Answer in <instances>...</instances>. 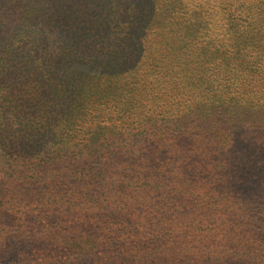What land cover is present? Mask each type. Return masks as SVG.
Masks as SVG:
<instances>
[{"label": "trees", "instance_id": "1", "mask_svg": "<svg viewBox=\"0 0 264 264\" xmlns=\"http://www.w3.org/2000/svg\"><path fill=\"white\" fill-rule=\"evenodd\" d=\"M261 169L264 0H0V172L16 201L69 176L115 235L141 233L151 209L185 216L152 237L187 256L193 232L246 213L240 188L251 198Z\"/></svg>", "mask_w": 264, "mask_h": 264}, {"label": "rangeland", "instance_id": "2", "mask_svg": "<svg viewBox=\"0 0 264 264\" xmlns=\"http://www.w3.org/2000/svg\"><path fill=\"white\" fill-rule=\"evenodd\" d=\"M252 174L255 179L253 188L257 192L249 198V183H246L239 193V204L243 206H236L240 212L246 213L233 216L223 212L217 216L214 230L207 240H201V235L193 232L186 241L189 248H194L183 256L169 250L173 240L155 236L161 234V228L172 224L181 226L186 221L185 216L172 219V223L164 219L166 222L159 224L163 212L151 209L135 217L141 225V233L133 231L132 234L115 235L107 223H112L114 228L122 223L102 214H90L84 205L86 202L89 206L86 191L70 188L69 176H62L65 186L46 184L41 180L38 186L30 188V194L36 200L27 204V201H16L15 195H21V187L18 188L20 191L6 189L4 183L9 176L1 171L0 186H4L0 188L5 190L0 189V264H170L168 258L176 261L175 264H264V217L259 213L264 203V170H255ZM44 177L50 178L48 175ZM247 180H252L251 173H248ZM72 194L79 200L60 201ZM53 196H57L59 202H50ZM79 201L81 206H77ZM8 202H11L10 206L6 205ZM3 207L6 211H2ZM20 211L23 214L19 215ZM253 212L260 215H252ZM36 213H40V220ZM120 219L125 230L126 217ZM201 220L206 222V216L200 214L188 218L197 229ZM90 235L97 239L94 246L86 241Z\"/></svg>", "mask_w": 264, "mask_h": 264}]
</instances>
